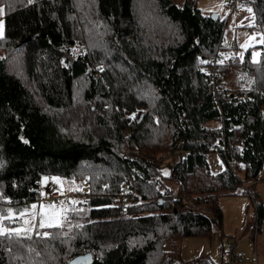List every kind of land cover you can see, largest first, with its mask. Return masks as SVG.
<instances>
[{
  "label": "trees",
  "instance_id": "16d2710c",
  "mask_svg": "<svg viewBox=\"0 0 264 264\" xmlns=\"http://www.w3.org/2000/svg\"><path fill=\"white\" fill-rule=\"evenodd\" d=\"M244 3L262 34L259 58L217 59L211 76L224 20L194 0H0L1 213L38 199L44 174L88 181L66 211L77 222L0 235V264H66L86 251L91 264H215L165 242L220 229L217 198L245 191L264 164V0ZM232 67L234 92L217 85ZM161 148L182 150L167 175L178 192L152 159ZM124 176L135 190L122 216L110 197Z\"/></svg>",
  "mask_w": 264,
  "mask_h": 264
},
{
  "label": "rangeland",
  "instance_id": "374dc122",
  "mask_svg": "<svg viewBox=\"0 0 264 264\" xmlns=\"http://www.w3.org/2000/svg\"><path fill=\"white\" fill-rule=\"evenodd\" d=\"M173 1L177 4L183 2V0ZM196 1L197 0H194V2ZM222 1L223 0H208L209 7H206L209 12H207L208 14L217 13L220 19L224 20V28L220 39L219 57L217 58L218 61L223 62L229 55H236L238 59L241 60L246 50H249L250 60H257L260 54L258 44L261 42L262 34L260 30L253 26L255 23V16L252 6L244 3V0H237L235 9L229 11L221 5ZM201 2L202 0H198L197 4L200 5ZM2 15L3 8L2 5H0V36L3 31ZM239 76V71L232 67L230 72L223 79L222 85L234 92L240 85ZM247 83L248 78L242 82L245 88ZM217 125H219V123H217ZM160 141L162 145L167 144L168 132L162 130ZM166 148H161L160 150L154 149L155 152L152 159L154 162L159 161L157 168L160 170V173L165 176L164 181L166 185L170 186L174 192H178V183L167 175L170 171L171 163L176 160V156L181 153L182 150L176 148L172 149L173 151L171 152L165 151ZM140 154L146 156L147 152L140 151ZM210 155L209 152V156ZM211 158L214 169L221 168V160L216 152H213ZM237 173L241 178L242 170H238ZM257 176L258 180L264 177V164L258 171ZM248 180L249 179H245V181ZM84 181L88 183L84 177L80 180H72L57 174L42 175L39 182V191H59L61 193L59 196L60 199L55 202L50 199L44 200V198L38 197L34 202L21 207L17 211L8 209L5 213H1L3 211L0 210V229L13 232L19 230V233H44L46 227L49 225L68 226L72 221L77 222L76 219H69L66 214L68 208L77 207L76 198L71 197L70 204L66 202V200H69L68 195L73 192V189L83 185ZM250 181H253V179ZM104 186H106V184ZM256 186L258 188V185ZM120 188L121 189L116 195H111V199H113L114 196L120 195L129 197L134 193L133 179L124 176ZM243 188L244 186L242 183L240 190ZM261 189H264V186L261 187ZM249 190L250 188H248L247 191L241 190L242 192H236L235 195L224 194L217 198V204L221 206L223 212L220 229L217 228V226H213L212 231L208 235H191L178 239H168L165 242V247L175 248L179 256L183 259H192L199 254L205 253V255L208 254L215 264H226L227 261H230V256L226 253V249L229 246L228 240H230L234 252L240 251L243 255L240 261L234 260L231 264H264V257L261 254V249L257 248V250H255L254 246L256 240H260V238L252 231V223L255 221L256 213ZM120 215L123 216L122 213H120ZM42 220L45 223V227L40 226ZM248 225L251 227L249 228ZM262 248L264 249V240L262 242Z\"/></svg>",
  "mask_w": 264,
  "mask_h": 264
},
{
  "label": "built area",
  "instance_id": "2783aa9c",
  "mask_svg": "<svg viewBox=\"0 0 264 264\" xmlns=\"http://www.w3.org/2000/svg\"><path fill=\"white\" fill-rule=\"evenodd\" d=\"M236 4H237V0H226L225 2H223L222 5H223L224 8H227L229 11H232L233 9H235ZM214 54L210 57L209 66L205 69L206 72L209 75H211V76L214 74L215 70L219 67L217 58L215 57ZM210 82L212 83L213 87H216V83H215V80L213 78L210 79ZM222 84H223V81H219L217 83L218 86H222ZM242 183H243V186H244V190L247 191L248 190L247 186L251 183V181H243ZM80 188H81V191H85L86 181L83 182V185H81ZM75 191H77V190L73 189V192L68 195L69 200L65 199L66 202H69V204L71 203L72 195H75V194L79 195V193H76ZM40 192H41V194L39 193V197L44 198V200L50 199V200L56 202V201H58L60 199L59 196H60L61 193L59 191H56V190H48V191L41 190ZM113 199H115V205L116 204L119 205V214L120 213L124 214L123 207L121 206L123 195L116 196ZM38 201H40V200H38ZM257 228H258V216L256 215L255 221L252 223V230L255 231ZM228 244H229V246L226 249V253H228V255L230 256V261H227L226 264H231L232 261H234V260H236V261L240 260L243 255H242V253L240 251L234 252L233 246L230 244V240H228Z\"/></svg>",
  "mask_w": 264,
  "mask_h": 264
},
{
  "label": "crops",
  "instance_id": "0c3cea01",
  "mask_svg": "<svg viewBox=\"0 0 264 264\" xmlns=\"http://www.w3.org/2000/svg\"><path fill=\"white\" fill-rule=\"evenodd\" d=\"M225 1L226 0H223L222 3H221V5ZM197 3H198V0L195 2V4L199 7V9L201 10L202 13H204V14L205 13L206 14L209 13L207 11V8H206V7H209L208 6V0H202V2H201L200 5L197 4ZM210 9H212V8H210ZM262 180H264V177H262V179H259L258 180V176H257L256 178L253 179V181H251V184L248 185L249 186L248 188H250L249 191L251 193V199H252V202H253L254 207H255V213H256V215H258L257 214L256 204H257V206L259 205V207H260L258 228H257V230H255V231L252 230V231L254 232V234H256L257 237L260 238V240H256V242L254 244L255 250H257V248H260L261 249V252H262L261 254L264 257V249L262 248V242L264 240V189H261V187L264 186V181H262ZM256 185H258V188H257ZM233 195H235V194H233ZM220 209L222 211L221 206H220ZM222 217H223V212H222ZM249 225H248V227L250 228L251 226H249ZM222 235H223V233H222ZM207 257L210 258L208 256V254H207ZM240 260H238V261H240Z\"/></svg>",
  "mask_w": 264,
  "mask_h": 264
},
{
  "label": "water",
  "instance_id": "95a60500",
  "mask_svg": "<svg viewBox=\"0 0 264 264\" xmlns=\"http://www.w3.org/2000/svg\"><path fill=\"white\" fill-rule=\"evenodd\" d=\"M212 16L217 17V13H211ZM30 37L27 36L24 39H21L15 47L18 48L23 45ZM175 207L173 210L175 211ZM94 259V255L91 251L80 252L67 260L66 264H91L92 260Z\"/></svg>",
  "mask_w": 264,
  "mask_h": 264
},
{
  "label": "snow or ice",
  "instance_id": "6c2138e0",
  "mask_svg": "<svg viewBox=\"0 0 264 264\" xmlns=\"http://www.w3.org/2000/svg\"><path fill=\"white\" fill-rule=\"evenodd\" d=\"M134 118V117H133ZM41 227H45V223L44 221L42 220L41 221V224H40ZM51 226V225H49ZM19 230H17L16 232L14 233H9V232H5L4 230L0 229V235H6V236H11V235H19Z\"/></svg>",
  "mask_w": 264,
  "mask_h": 264
}]
</instances>
